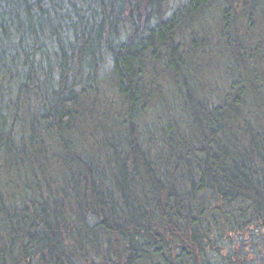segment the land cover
I'll list each match as a JSON object with an SVG mask.
<instances>
[{"label":"trees","instance_id":"obj_1","mask_svg":"<svg viewBox=\"0 0 264 264\" xmlns=\"http://www.w3.org/2000/svg\"><path fill=\"white\" fill-rule=\"evenodd\" d=\"M0 264H264V0H0Z\"/></svg>","mask_w":264,"mask_h":264},{"label":"rangeland","instance_id":"obj_2","mask_svg":"<svg viewBox=\"0 0 264 264\" xmlns=\"http://www.w3.org/2000/svg\"><path fill=\"white\" fill-rule=\"evenodd\" d=\"M215 41H217V40H215V37H213V42H215ZM224 61H225V59H224ZM224 61H220V63L219 64H222ZM110 97H111V100H112V103H113V107H114V110L116 111L117 109H118V104L117 103H119V102H117L118 100L117 99H115L112 95H110ZM147 116L148 115H150V113L147 111ZM249 233L247 232L245 235H244V238L245 239H249Z\"/></svg>","mask_w":264,"mask_h":264}]
</instances>
